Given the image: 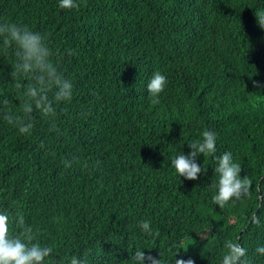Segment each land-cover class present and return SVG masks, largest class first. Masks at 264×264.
I'll use <instances>...</instances> for the list:
<instances>
[{
    "label": "trees",
    "instance_id": "16d2710c",
    "mask_svg": "<svg viewBox=\"0 0 264 264\" xmlns=\"http://www.w3.org/2000/svg\"><path fill=\"white\" fill-rule=\"evenodd\" d=\"M0 0V22L45 34L74 84L54 121L36 114L31 136L0 119V211L51 244L58 257L130 264L134 249L194 264H219L225 239L249 249L264 231L247 217L264 205V0ZM12 57L0 59V98H12ZM167 77L159 102L155 72ZM227 74H230L229 80ZM205 130L217 134L253 182L252 196L220 210L212 203L213 157L197 180L179 178L176 154ZM264 210V209H262ZM151 220L158 237L137 223Z\"/></svg>",
    "mask_w": 264,
    "mask_h": 264
},
{
    "label": "clouds",
    "instance_id": "9594fccd",
    "mask_svg": "<svg viewBox=\"0 0 264 264\" xmlns=\"http://www.w3.org/2000/svg\"><path fill=\"white\" fill-rule=\"evenodd\" d=\"M60 9L70 10L77 7L76 0H58ZM264 23V17H261ZM11 56V85L13 99L19 101L12 109V100L7 96L0 98V119L14 127L20 135L31 136L34 130V116L39 114L46 121H54L57 106L71 102L74 84L61 69L56 54L49 45L45 34L31 29L26 24L0 22V59ZM230 74H227L229 80ZM167 77L157 71L147 83L148 96L159 102L160 95L167 86ZM217 134L205 130L201 138L189 141L190 152L176 154L171 160L175 174L181 179L197 180L207 168L198 162L202 154L205 158L213 157L214 173L218 179L212 181L215 189L211 196L212 203L223 210L229 204H236L251 199L252 180L242 175L241 165L234 159L231 151L217 155ZM264 205L256 208L247 217L249 227L264 231ZM12 218L6 211H0V264H88L89 257L73 254L58 257L57 250L51 244L34 240L32 228L25 227L22 215L15 223L23 231L19 235L10 234ZM137 230L147 237H158L159 229L154 228L151 220L142 219L137 223ZM145 249L137 246L131 253L130 264H162L161 258L146 254ZM257 259L264 258V243H257L254 248ZM177 257V256H176ZM175 264H194L192 260L176 259ZM219 264H252L249 249L240 240L225 239L222 258Z\"/></svg>",
    "mask_w": 264,
    "mask_h": 264
}]
</instances>
